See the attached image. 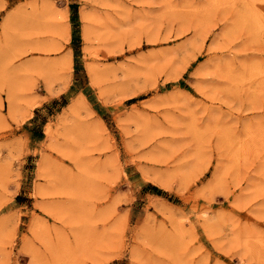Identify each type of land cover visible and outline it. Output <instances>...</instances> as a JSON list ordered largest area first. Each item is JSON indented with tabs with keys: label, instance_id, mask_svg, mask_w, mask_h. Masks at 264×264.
Instances as JSON below:
<instances>
[{
	"label": "rangeland",
	"instance_id": "obj_1",
	"mask_svg": "<svg viewBox=\"0 0 264 264\" xmlns=\"http://www.w3.org/2000/svg\"><path fill=\"white\" fill-rule=\"evenodd\" d=\"M0 264H264V0H0Z\"/></svg>",
	"mask_w": 264,
	"mask_h": 264
},
{
	"label": "bare ground",
	"instance_id": "obj_2",
	"mask_svg": "<svg viewBox=\"0 0 264 264\" xmlns=\"http://www.w3.org/2000/svg\"><path fill=\"white\" fill-rule=\"evenodd\" d=\"M255 12H256V11H255ZM258 19H259V17H258ZM258 21H259V20H258ZM62 57H63V56H62ZM62 57H61V58H62ZM61 58H60V59H61ZM65 59H66V58H64L63 60L65 61ZM63 60H62V61H63ZM57 61H58V59H57ZM59 61H60V60H59ZM62 61H61V62H62ZM64 61H63V62H64ZM67 64H68V61H67ZM67 64H66V65H67ZM61 65H62V64H61ZM58 66H59V65H58ZM67 66H68V65H67ZM69 66H70V65H69ZM69 66H68V67H69ZM56 67H57V66H56ZM66 68H67V67H66ZM66 68H64V69H66ZM64 71H65V70H64ZM66 71H67V70H66ZM57 72H58V70L56 71V73H57ZM62 72H63V69H62ZM62 72H61V73H62ZM64 73H65V72H64ZM67 73H68V71H67ZM254 74H255V73H254ZM256 74H257V73H256ZM256 74H255V75H256ZM62 76H63V75H62ZM244 78H245V76H244ZM10 95H11V94H10ZM10 95H9V100H12V98H11ZM12 97H13V96H12ZM11 102H12V101H11ZM10 104H11V103H10ZM11 105H12V104H11ZM260 133H261V132H260ZM86 232H87V231H86ZM33 256H34V255H33ZM35 256H36V255H35ZM65 259H67V258H65ZM65 262H66V261H65ZM67 262H68V260H67Z\"/></svg>",
	"mask_w": 264,
	"mask_h": 264
}]
</instances>
